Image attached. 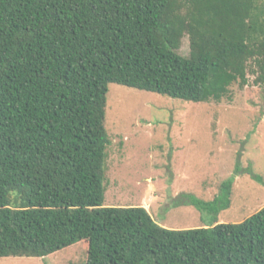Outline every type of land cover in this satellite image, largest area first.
<instances>
[{"label": "trees", "instance_id": "obj_1", "mask_svg": "<svg viewBox=\"0 0 264 264\" xmlns=\"http://www.w3.org/2000/svg\"><path fill=\"white\" fill-rule=\"evenodd\" d=\"M110 84L190 103L264 89V0H0V259L85 243V264H264V208L177 231L104 206ZM232 188L191 204L217 216Z\"/></svg>", "mask_w": 264, "mask_h": 264}, {"label": "rangeland", "instance_id": "obj_2", "mask_svg": "<svg viewBox=\"0 0 264 264\" xmlns=\"http://www.w3.org/2000/svg\"><path fill=\"white\" fill-rule=\"evenodd\" d=\"M189 53L185 36L179 54ZM230 95L219 103H190L110 84L104 206L148 205L157 224L177 231L242 223L264 208V89L233 85ZM228 180V209L214 216L191 204L211 202ZM84 244L45 261L10 258L0 264H85Z\"/></svg>", "mask_w": 264, "mask_h": 264}, {"label": "crops", "instance_id": "obj_3", "mask_svg": "<svg viewBox=\"0 0 264 264\" xmlns=\"http://www.w3.org/2000/svg\"><path fill=\"white\" fill-rule=\"evenodd\" d=\"M144 208L148 211L149 206L148 205H145Z\"/></svg>", "mask_w": 264, "mask_h": 264}]
</instances>
